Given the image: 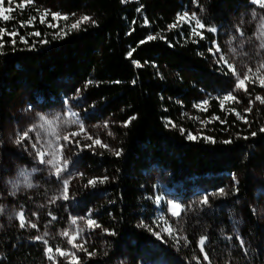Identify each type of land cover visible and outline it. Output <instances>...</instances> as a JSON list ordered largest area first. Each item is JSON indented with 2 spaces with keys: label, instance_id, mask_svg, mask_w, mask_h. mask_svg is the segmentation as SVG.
<instances>
[{
  "label": "trees",
  "instance_id": "obj_1",
  "mask_svg": "<svg viewBox=\"0 0 264 264\" xmlns=\"http://www.w3.org/2000/svg\"><path fill=\"white\" fill-rule=\"evenodd\" d=\"M252 1L195 0V10L205 28L225 35L255 8ZM21 2L4 0L12 11L9 20L0 18V146L6 150L3 123L20 97L48 110L80 89L75 101L87 106L82 119L124 125L118 154L78 156L97 183L71 194L66 214L62 206L48 208L54 233L69 215H87L99 225L77 264H264V234L254 211L264 180V110L250 107L245 121L219 110L234 81L213 57L214 34L177 21L190 0ZM53 13L89 19L77 28L53 27ZM248 21L241 26L247 36ZM203 98L205 115L222 123L211 126L210 140H189L169 122L182 125ZM16 157L32 164L26 154ZM152 171L164 176L168 194L182 207L175 219L162 210L168 236L160 233V210L150 199ZM10 201L26 205L23 197ZM37 236L17 224L0 228V264H52ZM201 238L207 261L198 249ZM55 264L65 263L56 258Z\"/></svg>",
  "mask_w": 264,
  "mask_h": 264
},
{
  "label": "rangeland",
  "instance_id": "obj_2",
  "mask_svg": "<svg viewBox=\"0 0 264 264\" xmlns=\"http://www.w3.org/2000/svg\"><path fill=\"white\" fill-rule=\"evenodd\" d=\"M25 1L22 0L21 4H25ZM252 2L255 4V8L247 13L246 17L238 20L234 26V32L225 35L223 33L219 35L217 28L213 27L216 31H211L209 29H213L212 27L201 28L197 25L200 18L195 10V0H190L186 9L177 15V21L191 26L192 30L196 32L204 30L214 34L215 41L212 43L211 52L216 62L219 61L218 63L229 71L227 65L220 60V57L223 56L228 64L235 69L240 79H243L245 74L248 75L249 78L245 80L244 86L237 89L238 80L229 71L234 81L232 96L235 99L223 100L219 103L220 111L226 110L224 114H231L241 121H245L247 118L250 107L257 108L261 113L263 112L261 108L264 110V85H261L260 82L264 79V67H261L264 65V0ZM51 10L52 8L45 10L44 14ZM53 18L56 20L52 23L53 27L59 25L73 28V25H77L75 27L77 28L87 21V19H84L85 16L80 14L68 17L53 13ZM248 19L249 23H245V28L249 27L251 34L247 36L241 26L243 27V22ZM217 46L219 51H217ZM249 69L252 71L249 72ZM259 89H261V92L254 96L253 91L256 92ZM80 94V89L75 90L71 95L64 98L62 106L48 110L32 108L28 105L25 97H20L10 111L9 117L3 123L2 129L6 150L0 146V155L5 151L4 161L0 166V189L3 192V195L0 194V228L15 224L20 226L21 221L18 219L17 214L23 212L26 225L23 228L35 229L38 232L37 237L43 238L37 241L42 242L46 250L51 247L52 252L49 253L45 250V253L52 264H55L56 258L61 259L65 264H77L78 256L85 251V246L89 243L90 232L95 229V226L89 227L87 225L89 219L87 215H69L64 228L54 233L52 222L55 217L50 214L48 208L50 205L62 206L66 214L68 203L71 201V194L76 190L91 186L88 185V181L95 180L85 173L78 159L79 154L90 152L116 155L119 151V134L124 128L123 124L112 118L96 122L82 119L81 112L87 106L83 102L75 101ZM257 97H260V99H256ZM208 111L209 102L206 98H203L190 111L185 113L182 125L177 126L172 122H169V124L171 127L177 128L186 138L189 139V135L194 137V139L189 140L200 138L210 140L211 126L222 123V119L218 116L207 117L205 114ZM42 117L43 119H41ZM260 118L264 121V116ZM189 123L193 126L191 129ZM81 125H83V131H81ZM34 126L36 130L29 133V138L24 139L20 144L15 142L19 135ZM74 132L79 134L72 137L70 134ZM65 135L69 136L71 143L64 141L63 137ZM37 136L40 137V141L37 148H33V144L37 143ZM97 139L101 142L100 144L94 143ZM76 141H79L78 145ZM86 145H91V147ZM37 150L45 153V160L55 157V161L58 162L57 166L62 167L63 161L67 160L69 162L67 168L57 176L53 165L41 163L36 154ZM18 154H26L32 160V164L17 163L16 156ZM65 180L68 181L69 198L67 200L61 196ZM148 181L151 190L150 199L160 210L156 214L160 233L168 236L170 229L162 210H164L167 217L175 219L180 215L182 207L176 199L168 194L166 181L162 174L152 171L149 174ZM46 185L49 186L48 189ZM258 187L254 211L264 234V180L260 179ZM19 197L25 198L26 205L10 201V199L17 201ZM157 197L161 198L159 203ZM176 204L180 207H173ZM175 212H179V215H173ZM73 220H75V223H73ZM31 224H35L36 227H31ZM65 233L67 235H64ZM72 237H76L73 244L80 247H73L72 244L68 243ZM44 241H47V243H44ZM204 243V238L203 244H201V239L198 243V249L203 259L205 252L204 250L201 251V248H203ZM60 244H65L66 249L61 248ZM57 248L67 255H60L56 251ZM49 256L53 259H49Z\"/></svg>",
  "mask_w": 264,
  "mask_h": 264
},
{
  "label": "snow or ice",
  "instance_id": "obj_3",
  "mask_svg": "<svg viewBox=\"0 0 264 264\" xmlns=\"http://www.w3.org/2000/svg\"><path fill=\"white\" fill-rule=\"evenodd\" d=\"M258 2H259V0H258ZM3 4H4V0H0V18H2L4 21H7V20H9V18H10L9 15H8L7 13L11 12L12 9H11L10 7H9L8 9H5L4 7H2ZM9 4H11V0H9ZM185 15H187V13H185ZM84 19L86 20V19H89V18H88V17H85ZM197 25H198L199 27H201V28L204 27V25L200 24L199 21H197ZM76 26H77V25H73V28H75ZM209 30H211V31H216V29H214V28H213V29H209ZM13 35H15V33H13ZM21 39H23V38H21ZM148 39H153V37H148ZM13 43H15V41H13ZM217 51H219L218 46H217ZM129 55H131V53H129ZM220 60H222V61L224 62V64L227 65L229 71H231V72L233 73V75L236 76V78H237V80H238V83L236 84V88L239 89V88H241L242 86H244L245 80H247V79L249 78L248 75L245 74L244 78H243V79H240V77H239V75L236 73L235 69L232 67V65L228 64V61H227L223 56L220 57ZM218 62H219V61H218ZM261 67H264V65H262ZM251 71H252V70L249 69V72H251ZM260 82H261V85H264V79H262ZM229 99H235V97L232 96L231 93H229V94H227V95H225V96L223 97V100H229ZM256 99L259 100L260 97H257ZM205 103H206V102H205ZM41 119H43V117H42ZM80 127H81V131H83V125H81ZM34 130H36V129H35V126L32 127V128H29V129L25 130L21 135H19V136L17 137V139H16L15 142H16L17 144H20L24 139L29 138V133L32 132V131H34ZM262 131H264V129H262ZM78 134H79V133H75V132H74V133H71L70 135H71L72 137H75V136H77ZM253 135H255V133H253ZM88 138H89V139H92L91 137H88ZM63 139H64V141L71 143V141L69 140V136H68V135H65V136L63 137ZM189 139H194V137L191 136V135H189ZM39 141H40V137L37 136V143H34V144H33V148H37V144L39 143ZM76 143H77V145H78V144H79V141H76ZM94 143H96V144H100L101 142L97 139V140L94 141ZM225 143H230V141H225ZM86 146H87V147H91V145H86ZM36 154H37V156L39 157L41 163H47V164H51V165H53V167L55 168V174H56L57 176H59V174L61 173V171H63L64 169L67 168L68 163H69L67 160H64V161H63V166L60 167V166H57V163H58V162L55 161V157H53V159L45 160V159H44V155H45V153H44L43 151H40V150H37V153H36ZM117 154H118V153H117ZM105 179H106V178H105ZM101 182H103V181H101ZM96 183H97L96 180H89V181H88V185H95ZM86 186H87V185H86ZM29 187H31V185H29ZM223 191H224L223 189H220V190H219L220 193H223ZM61 196H62V198L65 199V200H67V199L69 198V196H68V181H67V180L64 181V189H63V192L61 193ZM160 199H161L160 197H157V202H158V203L160 202ZM207 202H208V197L205 196V197L203 198V200L201 201V203H202V204H207ZM173 207H175V208H179L180 206H179L178 204H176V205H173ZM173 215H179V212H175V213H173ZM17 217H18V219L21 221V223H20V227H21V228L25 227L26 225H25V222H24V214H23V212L18 213V214H17ZM73 223H75V220H73ZM87 225H88L89 227H92V226L99 227V225H97L96 222H95L94 220H92V219H88V220H87ZM30 226L33 227V228L36 227L35 224H31ZM154 234L157 235V236H159V233H154ZM64 235H67V233H65ZM36 239H37V240H42L43 238H42V237H36ZM75 239H76V237H72V238L68 241V243H69V244H72L73 247H80L79 245L73 244V240H75ZM44 243H47V241H44ZM201 244H203V238H201ZM241 246H243V241H241ZM46 251L49 252V253H51V252H52L51 247L47 248ZM56 251H57L58 253H60V255H67V254L64 253V252H61V250H60L59 248H57ZM201 251H203V248H201ZM89 255H91V253H89ZM49 259H53V257L49 256ZM204 259H205V260H208V256H207L206 253H205V255H204Z\"/></svg>",
  "mask_w": 264,
  "mask_h": 264
}]
</instances>
